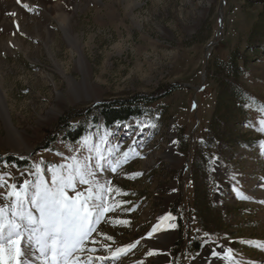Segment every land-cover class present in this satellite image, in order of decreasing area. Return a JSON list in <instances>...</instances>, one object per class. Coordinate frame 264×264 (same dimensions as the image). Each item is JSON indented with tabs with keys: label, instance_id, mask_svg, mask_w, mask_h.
<instances>
[{
	"label": "rangeland",
	"instance_id": "1",
	"mask_svg": "<svg viewBox=\"0 0 264 264\" xmlns=\"http://www.w3.org/2000/svg\"><path fill=\"white\" fill-rule=\"evenodd\" d=\"M27 4L34 11L18 7L30 24L12 33L22 41L0 49V87L11 116L5 119L0 110V175L6 180L0 182L1 202L14 203L11 184L20 189L25 180L39 179L36 165L50 181L51 166L76 157L91 164L100 183L121 190L108 194L106 207L112 210L95 225L82 261L91 256V264H264V247L258 246L264 244V113L257 106L264 102V0H69L62 8L73 15L71 33L53 17L50 49L37 25L51 22L40 5ZM2 31L1 39H9ZM237 51L248 61L240 60V71L231 77L242 94L234 97L237 114L228 117L216 109L228 79L216 65ZM149 96L152 101H141ZM121 100L137 102L142 112L106 127L95 106ZM137 120L148 126L141 129ZM80 125L82 135L75 133ZM213 126L221 137L211 139ZM105 130L106 157L115 145L116 157L129 146L139 153L115 173L107 161L103 171L96 168L94 147ZM89 136L92 145H84ZM27 144L32 148L20 154ZM198 155L205 162L197 170ZM134 173L141 175L133 179ZM168 213L175 227L166 249L160 238ZM129 245L135 246L111 259ZM28 247L23 240L21 249ZM229 248L231 260L224 255ZM13 255L5 251L0 264H16ZM16 259L40 264L31 254Z\"/></svg>",
	"mask_w": 264,
	"mask_h": 264
},
{
	"label": "snow or ice",
	"instance_id": "2",
	"mask_svg": "<svg viewBox=\"0 0 264 264\" xmlns=\"http://www.w3.org/2000/svg\"><path fill=\"white\" fill-rule=\"evenodd\" d=\"M20 2L21 0H17V3ZM23 7L30 12L34 11L27 3H24ZM10 15L15 16L16 13ZM246 106L251 107V105ZM257 106L258 111L264 113V102H257ZM135 123L141 129L148 126L140 120ZM259 124V130L264 131V118L259 120ZM150 127L154 128L156 125L151 124ZM108 136L109 133L105 130L99 143L94 147L97 156L96 168L103 171L102 162L107 161L111 172L115 173L121 164H126L131 156H138L139 153L129 146L119 157H116L115 153L120 146L115 145L108 149L111 158L106 157L101 146L107 143ZM260 143L264 145V141ZM83 144L92 145L91 136L83 138ZM133 144H137V141L133 140ZM90 159L89 157L88 160ZM72 161L70 164L51 166L50 181L43 175L40 165H36V175L39 179L35 183L25 180L20 189H17L16 184L9 186L11 191L8 195L14 197V203L11 206V218H7L4 209L0 207V255L5 251L14 253L12 259L16 264H20L16 258L22 254L34 255L40 264H91L93 257L88 256L87 261H82L81 254L85 250L86 242L96 231L95 225L100 223L106 212L112 210L110 206L106 207L108 194L115 191L119 195L121 190L110 187V181L100 183L96 179L97 172L90 163L81 162L76 157H72ZM137 175L141 173H134L131 178L134 179ZM0 182L6 183L4 175H0ZM78 185H88V187L84 191H78ZM69 191L74 192V195L70 196ZM115 223H128V221H115ZM171 227L174 228L175 224ZM155 231L156 228L153 229V232ZM149 236H152L151 232ZM23 240L29 245L24 250L21 249ZM134 246L117 248L112 253L111 259H119L120 255ZM258 246L264 247V244ZM90 251L94 252L96 249L92 248ZM232 252L233 249L229 248L224 255L231 260ZM212 255L221 254L213 251ZM27 264L32 262L29 260Z\"/></svg>",
	"mask_w": 264,
	"mask_h": 264
},
{
	"label": "bare ground",
	"instance_id": "3",
	"mask_svg": "<svg viewBox=\"0 0 264 264\" xmlns=\"http://www.w3.org/2000/svg\"><path fill=\"white\" fill-rule=\"evenodd\" d=\"M65 1L69 2V0H38V2H36V0H21L20 3H17V0H0V29L2 28L3 31H6L10 34L9 39H6L5 41H3L0 37V49L5 46H7L8 48L9 47L7 45L8 41L9 42L19 41V39L20 41H22L20 37H17V36L15 37V33L14 35L12 33L17 32L15 31L17 28V25L22 27L23 29L25 27L27 28V26L30 24L29 21L31 20L30 19L31 17L27 16V14L23 12V10H20V8L18 7V5H23L24 3H31L36 6L40 5L42 9L45 11L44 16L48 17L49 21L51 22V23L46 24V22L39 23L40 21H38V25H37V30L39 31L41 38H43V41H45V44L47 45V47H49V45H51V43L55 39L53 31L50 30L49 28L50 24H52L51 19L53 17L55 18L56 21H58L60 27H62V29H64L66 34L69 36L72 30L71 20H72L73 15L67 13L65 9L62 8V3H65ZM76 7L77 5L75 6V9ZM13 12L16 13L15 16L10 15V13H13ZM50 48L51 47H49V49ZM2 63H3V60H1V57H0V66ZM1 82H2V77L0 76V84ZM6 99H7V96L3 92V88L0 87V110H1L3 117H5V119L8 117V119L10 120L11 116L9 113V106H8ZM8 140L10 143H13L14 140L16 139H14L13 136L11 135L8 137ZM31 148L32 146L27 144L26 146H23V148L19 149V153L26 154L28 150H30ZM10 200L11 199H9V201ZM0 204L4 207L3 208L4 210H7L5 212L6 217L11 218L12 202L4 201V203H2L0 200ZM174 221L175 219H173V217L169 213L167 214V216L165 217L163 221L164 225H167L168 227L165 233L161 235L160 239L161 241L167 244L166 249H169L170 245H172L174 242L173 227H171V225L174 224ZM98 264H102V262H99Z\"/></svg>",
	"mask_w": 264,
	"mask_h": 264
},
{
	"label": "trees",
	"instance_id": "4",
	"mask_svg": "<svg viewBox=\"0 0 264 264\" xmlns=\"http://www.w3.org/2000/svg\"><path fill=\"white\" fill-rule=\"evenodd\" d=\"M237 52L233 54V56H231V58L228 61H225L222 59L216 65L217 69L221 70L222 72L224 71V74H226L224 76L228 77V79H224L222 82L223 90L225 89L224 91H227V93L225 94L224 92H222L220 94L221 95L220 100H219L220 103H218V105L216 106V109L219 113L223 111L225 114L228 115V117L229 116L232 117L233 115L237 114V109L235 105H238V103H234V97L236 94L241 93L242 91L241 86L238 84V82L236 80L233 81L231 77L232 76L234 77V75H236L238 71H240L241 67L238 66V62L240 60H243L244 63H247L248 61L245 55L243 56L239 52L238 53ZM152 99L153 97L149 96V97H146V99L141 98V101L150 102L152 101ZM133 103H137V102H133V100L132 101L121 100L120 102L119 101L104 102V103L96 105L95 107H96L97 113L101 117H103L105 121V126L114 127L115 125L118 124L117 122L122 124V122L126 121L130 117L135 116V114L139 115L142 112L140 106L133 105ZM247 105H252V102L248 101ZM225 119H228V118H225ZM97 121H98V117H95V119H93V122H97ZM227 123L229 124L228 120H227ZM83 128H84L83 125H80L79 130L75 131V133L82 135ZM211 131L214 132L211 139L213 138L216 139L217 136L218 137L222 136V132L219 133V130H217V127L214 128L213 126V128H211ZM208 144H211V142L208 141L207 145ZM209 147L211 148L212 146L209 145ZM204 162H205L204 157H202L201 155H198L197 162L195 164V169L197 170L200 169L203 166ZM24 164H26V162H23L22 165Z\"/></svg>",
	"mask_w": 264,
	"mask_h": 264
}]
</instances>
